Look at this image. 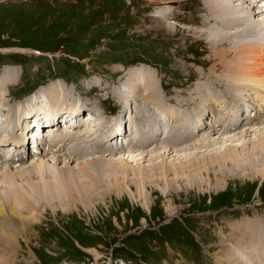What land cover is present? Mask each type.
<instances>
[{
  "label": "rangeland",
  "instance_id": "obj_1",
  "mask_svg": "<svg viewBox=\"0 0 264 264\" xmlns=\"http://www.w3.org/2000/svg\"><path fill=\"white\" fill-rule=\"evenodd\" d=\"M164 1L166 3L174 1V3L168 7ZM187 1L189 0H0V77L7 68L16 70V78L4 87L5 91L0 90V98L10 91L8 98L13 100L28 94L40 84L48 83L51 84L46 87L49 90H45V94L52 91L55 94L52 85H58L60 82L59 84L66 85L70 89L75 86L83 88L88 91L86 100L99 102L97 88L90 91L86 88L89 84V72L100 75L90 79L91 86L95 84L103 88L112 87L110 89L112 92L116 88L124 89L128 82H125L124 87H115L119 77L114 74L113 69L126 68L131 63H138L139 60L145 59L158 66L157 72L150 69L152 67L139 63L128 71L136 72L138 75L130 76L129 74L128 79H138V70H141L145 77L136 81L139 84L141 79L145 78V80L141 82L142 88L138 92L143 96L146 88L154 85L162 99L167 98L165 101L168 105L167 109L186 110L190 113L187 115L191 118L189 129L197 116L202 124L209 110L220 111L222 113H218L221 115H231L239 106L233 105L230 109L223 110L228 108L225 104L226 100H222L223 97L214 98L215 95L219 96V93L224 95L218 90L217 75L224 73L221 72L225 71L222 64L228 60L227 58L218 59L215 55L223 46L211 48L206 37L197 32L198 27L203 25L197 20L201 5L204 3L202 0H199V4L196 5L197 13L189 12L187 17L180 18L187 15L183 11L184 7H180L187 5ZM193 1L198 3V0ZM163 8L166 10L170 8L174 18L179 14L180 20L175 23L152 16L153 10H163ZM243 11L246 10L242 9L241 12ZM258 13L253 12V16L261 18ZM162 22L171 23L177 30L163 29L160 24ZM254 37L250 34V40L257 42L264 40L262 35L259 37L254 35ZM19 47L25 48V51L27 49L33 51L16 53ZM3 48L9 50L5 51ZM256 49L260 50L259 47ZM34 51L45 55L32 53ZM115 60L121 64L113 63ZM16 65H20L21 72L25 69L23 74H19L20 69ZM148 71L151 72L148 73ZM201 72L204 74L203 77ZM148 74L152 75L151 79ZM68 75L75 77L73 83L66 82L68 79L62 77ZM58 77H62V81H55ZM146 78L150 81V85L145 83ZM207 80L210 90L209 92L208 88L205 90L211 98L206 100L203 98L199 108H197L199 106L197 104L199 99H197L195 102L197 107L193 108V101L190 103L188 100L190 95H193L192 88L197 83L208 82ZM160 81L164 83L165 89L160 86V89L158 88ZM248 83L240 84L242 88L245 87L243 89L246 91L244 93L247 100L253 93L252 86H249L252 83ZM109 88L103 94L99 92L102 96L105 94L106 99H110L105 104L113 106L111 100L119 104L117 100L108 96ZM215 89L216 92H214ZM211 90H214V93ZM38 94L43 97L44 93L39 90ZM202 94L204 96L203 92L197 90L194 97L202 96ZM185 95L187 98L183 99ZM175 98H182L180 103L185 101L187 103L177 106L178 100ZM9 99L7 100L10 107L15 108L20 104L24 109H29L27 115L25 110L21 112V119L19 118L18 121L22 124L18 128L21 135L29 134L30 131L22 132L25 120L31 119L36 110H43L44 103L53 109L56 105L48 102L45 97L44 102L38 104L41 108L35 106L37 103L34 98L12 102ZM69 103V106L74 107L80 105L81 118L85 117L89 111L91 113L98 111L93 114L99 118L100 122L96 123L94 128L79 125L80 128L75 127L72 130L77 134L93 133L99 130L95 142L99 141L98 146L103 149L102 155L95 154L96 146L92 148V153L95 157L107 155L105 152L108 151L106 144L108 140L105 141L104 135L125 118L128 109L131 112L132 109L128 104L125 106L119 104L123 107L120 113L115 120L108 121L103 118L107 110L99 112L101 110L99 105H93L89 101L77 102L75 96ZM132 103L129 105H134L135 108L134 101ZM260 103V101L256 102L260 105L259 107L262 105ZM58 106L62 107L61 104ZM202 107L203 109H200ZM166 108L163 110L165 115ZM77 110L79 108H75L74 111ZM6 114L0 113V123L3 119L5 120ZM170 115H166V119ZM262 115H264V109ZM262 115L260 118L263 117ZM130 119L127 122H130ZM183 121H176L177 123L174 122V124ZM258 121L255 124L252 123L254 124L252 127H256ZM134 123L136 124L135 119L132 125ZM101 125L106 126L100 128ZM203 125V130H196L193 133L194 136L198 134L200 138L203 135H212L217 138L220 132L215 131L214 128L222 132L220 128L226 127L221 125L218 117L211 124L213 129L208 127L206 122ZM240 125L244 126L238 128L228 126L231 131H224L223 135L235 134L237 131L244 133L248 125L247 119H243ZM31 130L34 131V127ZM58 130L55 140L66 131L61 128ZM162 132L160 131L158 139L153 141L155 145L162 144ZM255 133L247 134L245 139L236 140L238 144L241 143L237 147H226V145H232L231 143L236 144L235 141L225 143L217 141L213 147L212 145L206 149L198 147L179 153L181 157L189 155L190 158L176 157L175 159V155L171 153L162 160L157 159L159 162H155V159L150 160L151 155H140L139 157L143 159L137 160L138 164L135 161L132 162L131 165L134 167L129 168L126 178L123 174L116 176L113 171L105 170L104 165H107V160L93 164L86 172H80L76 168L80 173L78 188L82 196L73 202L53 201L52 208L41 205L37 209L39 214L31 217L32 219L28 218L27 212H21L20 216L23 214V219H29L27 233L23 231L17 235L20 246L10 249L0 248V264H249L245 263L247 259L253 264H264V149H261L262 152L257 150L259 156L253 159L252 146L260 139ZM83 139L82 141L86 140V142L94 141V138L89 136ZM116 139L119 145L118 138ZM123 139H121V145H123ZM194 142L198 143L196 140ZM189 143L192 144V142ZM155 145L148 149H153ZM19 147L17 148L20 149ZM148 149L142 151L148 152ZM159 149L160 146L157 152L161 153ZM123 150L126 151L127 148L109 154L116 155V158L130 160L129 154L123 153ZM127 151L130 152L129 149ZM136 151H133V154H137ZM67 152L63 151L57 155L66 157L68 166L73 169L78 166V162L87 159L82 154L69 160L70 152ZM47 158L48 156L40 159L24 157L21 163H14L16 165L1 161L4 165H0V169L19 170L18 168L23 165L27 166L30 162H40L39 160L44 161ZM112 158L109 157V159ZM53 160L49 165L54 168L65 165L64 161L58 164ZM136 165L144 166L142 167L143 180L140 178ZM51 176L48 174L46 179L53 180L56 177V175L52 178ZM21 179L22 177L16 176L15 184H21L19 188L23 189L25 184ZM38 180L39 178H36L34 182L37 183ZM0 186L1 190L2 185ZM1 222L7 221L0 219V226ZM246 236H250L251 239H243ZM239 252L244 256L243 260L237 258Z\"/></svg>",
  "mask_w": 264,
  "mask_h": 264
},
{
  "label": "bare ground",
  "instance_id": "obj_2",
  "mask_svg": "<svg viewBox=\"0 0 264 264\" xmlns=\"http://www.w3.org/2000/svg\"><path fill=\"white\" fill-rule=\"evenodd\" d=\"M239 1L238 0H203V2L205 4V6L203 7V18H202V24L203 25H202V27H198L197 32H199L201 35L203 34V37L204 36L206 37V40L208 41L209 46L211 48H216V47H219L221 45L223 46L222 49H218L217 53H215V55L218 59L227 58L226 60H228L227 62L222 64V67L224 68L225 71H221V72H224V73L217 75L218 76L217 77L218 90L222 91L226 97H231L236 101L239 99V101L241 102L244 100V97L239 98V95L241 93V91H240L241 85L240 84H241V82L248 80L247 82H249V83L251 82L253 85V86L252 85H249V86H252L254 88L256 94H257V97L259 96V99H256V102H259V101L261 102V100H262V102L260 104H262V106H263L264 105V51L257 50L256 48L258 47L259 44L264 42V40L261 42L260 41L257 42L255 40H250V34H253V37H254V35H258V37L262 35L264 37V14L262 12H261V14L258 13L261 16V18H259V17L257 18L256 16H253V12L257 13L258 11L255 9V7H253L251 5L250 2H252V1L251 0H239ZM208 4H210V5H208ZM242 9L246 10V11L241 12ZM260 10L261 9H259V12H260ZM160 24H162V26L161 25L160 26L163 27V29L171 30V31L177 30L176 26H173L171 23L162 22ZM244 45H247L249 47L244 46ZM4 49H5V51L9 50V49L7 50L6 48H4ZM18 49H22V48L19 47ZM249 60H250V62H247ZM219 65H221V64H219ZM138 72H139V78H141L143 76L145 77V74L141 70H138ZM150 72L151 71H148V73H150ZM127 74H130V76L131 75H135V76L138 75V74H136V72L133 73L132 71L128 72ZM148 76H149V79H151L152 75L148 74ZM203 76L204 75H202V77ZM15 78H16V70L15 69H12V68L11 69L7 68V70L5 69L3 75H1V77H0V90L5 91L4 87L7 86L8 84H10ZM138 79L132 78L130 80V78H129L130 81H128L125 84L126 87L124 89L116 88L115 91H112V92L109 89V93H108L109 97L114 98L121 105L125 106L128 104V106H129V104H131L132 101H134V103H135V108H134V110L132 109V112H131V117H130L131 119L129 118L130 119V122H129L130 131H129V133H127V131H125V138L127 136L129 138L128 139V143H129L128 146L131 147L129 149L130 152L127 151L128 149L126 151L123 150L124 151L123 153L127 152L129 154L128 157L130 158V160L124 159L123 157H122L123 159L116 158L115 157L116 155H110V154L109 155L104 154L105 156L103 155L102 157H95L94 154L92 153L93 152L92 148H94L96 146V152H95L96 155H102V150H103V149H101L100 146H98L99 141L95 142L97 140V136H98L97 134L99 133V130H97V131L95 130V132H93V133L77 134V133H73V130L65 129L66 131L64 133H61L60 136L58 137V139L55 140V138L57 137V132L59 131L57 129L58 131L55 130L53 133L48 135L46 138H44V136L42 135L43 139H40V141L35 139V140H37L35 143H36V146L38 149H40L39 146L42 143H44L46 146H48V148L53 147V150L51 152L46 151V149H44V151L42 149V152H41V154H43V158L49 156L51 153H52L51 155H53L52 157L47 158L44 161L39 160L40 162H38V161L33 162V163L30 162L29 165H27V166L23 165L21 168H18L19 170H13V169L11 170L10 169V171H6V169L5 170L0 169V178H1L0 184L2 185V189L0 190V219H1V221H7L6 223L1 222V226H0V248L3 247L4 249H10V248H13L14 246H17V245L20 246L21 245L19 243V239L17 238L18 237L17 235L22 233L23 231L26 232V228L29 225L28 224L29 223L28 218H31V217L33 218L34 216L36 217V214L39 212V210H37V209H39L41 207V205L42 206L44 205L45 208H50V206L52 208L53 207L52 205H54L53 201H56V202H59V201L60 202H63V201L73 202L76 198H78L79 196H82V195H80V189L78 188V183H79L78 179L80 176L79 171L80 172H86V171H88L87 170L88 167H91L95 163H99V162H103V161L107 160V162H108L107 165H104V169L106 168L105 170L113 171V173L116 176L123 174V177L126 178L129 168L134 167L131 165L132 162L135 161V163L138 164L137 160L143 159L142 157L141 158L139 157L140 155H144V156L151 155L150 160L155 159L156 160L155 162H157V161L159 162V160H162L163 158L169 156L171 153H173L172 155H175V159H176V157L190 158L189 155H187L186 157H181V155L179 153L181 151H185V150L191 151L192 149L198 148V147L199 148L205 147V149H206V147H209L211 145L213 147V145H215L217 143V141H220V142L222 141L224 143L235 141L236 144L231 143L232 145L229 144V145H226V147H228V146L237 147L241 143L238 144L236 140L241 139V138L245 139V136L247 134L249 135L251 133H255V131H256L255 134L258 135V139L259 138L260 139L258 140L257 143L254 142L252 148L256 152H257V150H258V152H262L261 149H264V135H263L264 120H262L263 117L260 118L261 115H259V116H257L256 114L254 115L255 116L254 120H256V121L255 122L253 121V123L254 124L257 123V120H259L260 122L258 121V124L256 125V127L255 126L252 127L254 124L250 125V126L247 125L245 130H244V133L241 131H237L235 134H227L226 133L225 135H223L224 131H231V129L228 126L221 127L220 129H222V132L218 128H214V127L211 128L210 127L211 129L214 128L215 131L221 133V134L219 133L217 138H222V140H217V138L212 137V135H210V136L203 135L202 137L199 138L198 137L199 135L197 133H196L197 136H194L190 132V129H189L190 126L189 125H190V121H191L190 119L191 118H189L187 116L190 113H188L186 110L182 111V110L167 109L166 107L168 105H166V103H165L166 100L162 99V97L158 93L157 88L154 85H153V87L149 86L150 88H146V90L144 91L143 96H142V94L139 93L138 91L140 90V88H142L141 82H143L145 80V78L143 80L141 79V82H139V84L136 81ZM149 82L150 81H148L146 78L145 83L148 84ZM14 83H15V81H14ZM59 83L60 82H58V85L57 84L52 85V88L55 91V94L53 93V91L49 92V94H45L46 93L45 90H47V91L49 90L48 88H45L43 91V93H44L43 97H45L46 100H48V102L56 104L54 106L55 110H63L64 108H68L67 110H72V109L75 110V108L80 109V107H79L80 105H77L75 107L69 106V104H70L69 101H71L74 98L73 90L70 89L69 87L63 86ZM208 84H209V81L208 82H206V81L200 82V83H197L192 88L193 95H190L188 100L190 101V103H191V101H193L192 102L193 108L197 107V105H195V102L197 101V99H199V101L197 102V104L199 105L197 108H199V107H201L200 103L203 100V98H204V100L211 98V96H208L207 90H205L208 88V92H209L210 88H209ZM212 84H210V85H212ZM226 84H227V86H226ZM149 85H150V83H149ZM247 87H248V85H247ZM243 88L245 89L244 86H243ZM244 89H243V91L246 92ZM106 90H108V87H104V88L100 89L102 94ZM197 90H199L200 92H203L204 96L202 94L203 97L201 95H197L196 97H194ZM213 91L211 90V92H213ZM216 91L217 90L215 89L214 92H216ZM157 94H159V95H157ZM215 94H217V93H215ZM219 95H220V93H219ZM248 95H249V93H248ZM254 95H255V93H254ZM177 97H179V96H177ZM131 98H132V100H131ZM186 98H187L186 95L183 96V99H186ZM175 99L178 100V102L176 103L177 106H179V105L182 106L183 104L187 103V101H185V100H184L185 101L184 103H180L183 100L182 98L181 99L175 98ZM248 99H249V97H248ZM89 103H91L93 105H98L94 102L93 103L89 102ZM252 103L253 104L250 106L249 109L255 110V112H256V109H258L260 105L256 104L255 101ZM17 104H19V103H17ZM59 104H61L62 107L58 106ZM225 104H227V103H225ZM211 105H212V103H211ZM218 105H220V104H218ZM35 106L41 108V106L38 104L37 105L35 104ZM177 106H176V108H179ZM28 107H29V105H28ZM164 108H166V113H167L166 115H169V114H171V115L168 116V119H165L166 121H165L164 128H163V124H162L163 120L161 119V112H164L163 111ZM169 108H170V106H169ZM212 108H213V106H212ZM200 109H202V108H200ZM23 110H25V112H26L25 115H27L29 109L28 110L24 109L23 106L20 104L15 108L10 107L8 100L6 99L5 95H3L0 98V113L1 112L7 113L6 114L7 117H5V120L3 119L2 123H0V150L2 151V152L0 151V161H2L3 163L4 162L5 163H11V165H13L14 162L16 163V161H18V160H20V162H21L23 160V158L25 157L24 156L25 154L23 155L21 152H14V153L6 155V156L3 155V152L6 151L12 145H14L16 149H18L17 147H19V143L18 142L15 143L14 139L19 135V132H21L18 128L21 127L22 124L18 123V121H19V118L21 119V115H22L21 112H23ZM223 110H224V108H223ZM80 111H81V109H80ZM94 112L98 113V111H94ZM99 112H102V110H99ZM103 112H106V109ZM220 113H222V112H220ZM220 113H218V114H220ZM85 115L86 114H84V116ZM166 115L164 114V116H166ZM243 115H244V111H242L240 116L234 115L232 120H231V123L233 125L236 123L240 125L242 123V120L244 119ZM78 117L80 119H82L81 113ZM83 118H85V117H83ZM198 118H199V116H197L192 121L194 123V125H193L194 127L192 126L193 128L197 127V122H199ZM250 118H251V116H250ZM133 119L136 120V124L134 123L132 125ZM176 121H183V122L179 123V124H174V122H176ZM219 121L221 122V124L223 123L222 118H219ZM3 123L8 124V129H7L6 133L1 132V130H2L1 125ZM4 126H6V125H4ZM105 126L101 125L100 128H104ZM133 126H134V128H133ZM51 127L54 129V126H51ZM199 127H200V129L204 128L203 123H202V125H199ZM47 128H50V127H47V125H46V127L42 126V130H43L42 132L45 133V129L47 132ZM78 128H80V127H78ZM160 131L161 132L163 131L161 133V135L163 134L162 144L155 145L153 143V141L155 139H158V136L160 135L159 134ZM20 135H21V133H20ZM86 136H89V138H94V141H92V142H86V140L82 141V139L85 138ZM113 139H115V138H113ZM254 139H255V137H254ZM103 140L104 139H102V141ZM195 140L198 143H195V142L193 143V141H195ZM108 141L111 142L112 139L108 140ZM189 142H192V144ZM106 144H107L108 151H111L112 150L110 148L111 144L108 142H106ZM116 145H117V142H116ZM152 145H155V147L153 149L149 150L148 148L151 147ZM159 146H160L159 150L161 151V153L157 152L158 151L157 149L159 148ZM57 147H59V152L54 151ZM19 148H21V146ZM146 148L148 149V152L146 150L142 151L143 149H146ZM121 149H125V148L123 147ZM136 150H138L140 152L137 153ZM63 151L70 152L69 153V156H70L69 160H71V159L73 160V158L75 156H81L82 154H84L87 157V159L84 161L78 162L77 163L78 166L74 167L75 169H73V168H71V166H68L69 162H68V160H66V157L63 158L61 155H57L58 153L63 152ZM133 151L134 152L136 151L137 154H133L134 153ZM254 151H252V153H254V154L253 155L251 154V155H252L253 159H256V158H258L259 153L257 152L258 154H256ZM55 152H58V153L54 154ZM123 153H119V154H123ZM105 157H108V158H105ZM109 157H111V158L113 157V158L109 159ZM137 157H139V158H137ZM52 159H54L56 161L55 163H58V164H61V162L64 161L65 165L62 167L54 168V167L49 165L52 163ZM157 159H159V160H157ZM49 160H50V162H48ZM187 161H189V160L187 159ZM64 162H63V164H64ZM186 163H188V162H186ZM14 165H16V164H14ZM95 167H97V166H95ZM136 167L138 168V172L140 173L141 180H143L144 172H143L142 167H144V166L136 165ZM76 168L79 169V171H77ZM132 170H134V169H132ZM165 173H167V171H165ZM48 174L52 175L51 178L53 177V175H56L55 179L47 180L46 177ZM16 176H18V178L22 177L21 180H24V181H22L25 184V187L23 189L19 188V186L21 184H15ZM161 176H162V174H161ZM36 178L37 179L39 178V180H38L39 182H37V183L34 182V179H36ZM24 184H23V186H24ZM21 212H27V214H28L27 220L23 219V217H24L23 214L20 216ZM14 251H15V249H14ZM7 253H9V252L7 251ZM238 254H239V256H238ZM238 254H237L238 259L241 260L242 258H244V256L240 252ZM247 260L245 261V263L250 264L251 262L249 260L248 261ZM232 264H236V263H232ZM251 264H253V263H251Z\"/></svg>",
  "mask_w": 264,
  "mask_h": 264
}]
</instances>
